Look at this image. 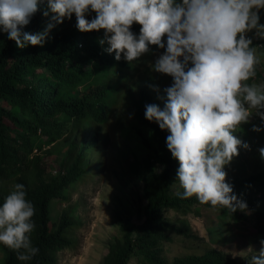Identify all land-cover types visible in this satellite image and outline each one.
I'll return each instance as SVG.
<instances>
[{"label":"clouds","instance_id":"clouds-1","mask_svg":"<svg viewBox=\"0 0 264 264\" xmlns=\"http://www.w3.org/2000/svg\"><path fill=\"white\" fill-rule=\"evenodd\" d=\"M40 6H46L43 30L23 31ZM262 10L264 0H0V33L20 49L42 47L51 30L74 16L80 32L104 30L98 43L116 61H137L151 46L163 50L148 67L171 84L163 94L153 87L162 106L145 105L144 116L168 132L166 147L178 161L174 195L234 213L248 205L226 182L225 167L238 148L250 146L233 133L253 114L261 125L252 130L264 131V83H248L260 63L253 39H264ZM258 151L264 159V147ZM26 197L25 185L16 183L0 202V244L22 262L39 253L30 238L35 210ZM259 243L247 264H264V239Z\"/></svg>","mask_w":264,"mask_h":264},{"label":"trees","instance_id":"trees-1","mask_svg":"<svg viewBox=\"0 0 264 264\" xmlns=\"http://www.w3.org/2000/svg\"><path fill=\"white\" fill-rule=\"evenodd\" d=\"M46 6H40L23 31L37 33L43 30L46 18L42 15ZM264 23V10L261 12ZM76 20L65 19L49 33L41 46L18 48L14 41L0 33V202L7 195L4 184L22 183L27 199L34 206L35 228L31 233L33 246L39 253L31 261L17 259V251L3 245V264H55L57 254L72 245L69 234L75 227L66 214L56 210L66 201L68 191L81 179L95 170V151L103 149L94 141L81 150L70 170L60 179L46 181L42 159L36 151L49 145L64 134L77 129L98 131L109 122L121 83L128 79L132 68L139 62L114 59L98 41L103 38V29L80 32ZM140 25L132 30L138 32ZM264 54V39L254 38L253 46ZM152 52L154 46H151ZM151 52V53H152ZM264 63L256 66V75L248 83H264ZM147 105V104H146ZM145 106V105H144ZM142 125L150 131L152 142L143 140L155 150L147 154L141 168L145 173L143 196L145 206L139 213V221L119 218L121 240L108 247L103 264H128L136 257L142 264H167L162 257V244L170 242L171 236H184L183 231L169 224L162 217L165 210L186 211L204 208L219 211L220 217L235 222L245 219L249 211L255 219L257 233L264 235V212L258 210L255 200H244L246 211L232 213L220 206L201 204L196 197L180 199L170 195V186L175 182L178 161L171 157L166 147L168 132L154 122L139 115ZM40 133V134H39ZM42 134V135H41ZM46 137L43 143L41 139ZM156 166H160L158 174ZM239 199L243 189H264V170L245 180L231 183ZM249 186V188H246ZM172 264H237L228 254L217 248H208L200 256L176 258ZM247 264V262H244Z\"/></svg>","mask_w":264,"mask_h":264},{"label":"rangeland","instance_id":"rangeland-1","mask_svg":"<svg viewBox=\"0 0 264 264\" xmlns=\"http://www.w3.org/2000/svg\"><path fill=\"white\" fill-rule=\"evenodd\" d=\"M255 48L260 59L258 65H262L264 54L257 50L259 45H255ZM160 51L163 50H157L154 46L153 52L134 61L139 62L132 68L128 79L121 83L119 96L107 125L98 131H71L49 145H42L41 151H34L42 159L45 179L49 182L65 176L82 149L88 148L94 141L98 146L103 142V149L95 151L92 159L93 165L98 168L89 170L90 175L70 188L67 200L56 207L59 213L66 214L75 227L69 234L72 245L57 254L55 264H103L108 247L121 240L118 219L129 217L133 221H139L138 215L146 204L143 196L145 173L141 166L147 154L155 150L154 146L147 147L143 142L144 139L152 142V136L141 124L139 115L145 112L144 105L161 104L153 90L154 86L159 87L163 94L162 90L171 84V77L156 73L148 67V62L154 61ZM262 75L264 76V72ZM253 125H261L255 114L248 123H242L233 133L250 147L238 148V155L225 167V179L230 184L264 170V159L258 151L264 147V131H253ZM46 140L44 137L41 142ZM156 171L160 173V166H156ZM174 183L170 186L171 196H175L174 193L179 190L178 184L174 187ZM13 186L14 184L3 185L7 194ZM244 189L241 199L247 195V200H255L258 210L264 212V189L251 188L246 193ZM219 214V211L204 208L163 211L165 221L189 236H171L170 242L162 244L165 262L172 264L176 258L200 256L208 248H217L237 264H244L259 251V240L264 239V235L257 233L255 219L249 211L244 213L245 219L240 222L220 217ZM249 246L253 250H247ZM3 261L4 250L0 244V264ZM128 264L142 263L132 257Z\"/></svg>","mask_w":264,"mask_h":264}]
</instances>
